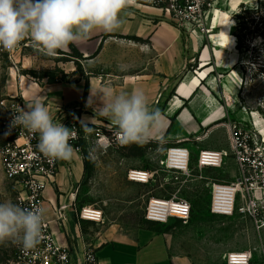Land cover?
<instances>
[{"label": "rangeland", "instance_id": "374dc122", "mask_svg": "<svg viewBox=\"0 0 264 264\" xmlns=\"http://www.w3.org/2000/svg\"><path fill=\"white\" fill-rule=\"evenodd\" d=\"M212 3L206 12V30L194 34L206 40L218 33L221 28L213 27L214 17L219 24H231L239 62L232 67L217 57L218 65L211 76L215 74L222 89L211 92L202 79L196 95L214 93L221 113L212 122L200 123V131L192 133L181 132L174 119L167 133L142 146L119 143L114 135L116 129L108 124H82L80 147L86 153L90 168L76 192V207L79 214L88 207L101 212L99 220H84L83 227L95 241H103L130 235L145 225L149 199L177 193L190 201L191 217L188 222L172 218L161 226L176 264H230L227 256L231 252H252L248 264H264V225L258 227L242 213L223 216L210 212L212 183L232 181L236 175L233 157H226L218 166H198L201 149L229 148L230 127L235 121L238 124L242 120L250 121L264 136V0H240L233 9L232 0H212ZM215 9L219 12H214ZM222 29L221 32L225 31ZM228 37L222 33L219 41L226 42ZM23 42L13 59L1 54L6 67H20L39 81L49 77L71 81L85 75L88 60L75 56L70 47L58 50L52 57L34 48L29 38ZM98 70L92 67L94 73ZM186 106L194 111L195 107L189 103ZM199 108L195 109L197 113ZM172 143L190 148L189 172L177 174L163 164L166 149ZM132 170L148 171L151 177L148 181L133 180L129 176ZM16 195V189L5 178L3 170L0 171V202L17 203ZM16 253V244H0V264H14Z\"/></svg>", "mask_w": 264, "mask_h": 264}, {"label": "crops", "instance_id": "0c3cea01", "mask_svg": "<svg viewBox=\"0 0 264 264\" xmlns=\"http://www.w3.org/2000/svg\"><path fill=\"white\" fill-rule=\"evenodd\" d=\"M123 18L126 22L119 29L110 33L97 30L89 40L75 45L88 60V67L85 75L71 81H39L20 67H6L0 54V97L21 94L25 110V104L39 98L54 121L66 127L77 120L82 124L110 125L104 117L96 116L95 109L102 106L99 93L139 89L147 96L149 106L162 113V128L154 137L167 133L174 119L181 132L191 133L200 131V123L216 120L221 109L214 93L222 85L211 74L216 71L217 57L232 67L239 62L231 24H219L213 19L214 28L228 29H220L203 40L194 32L184 33L157 7L133 3ZM222 33L234 40L228 37L226 42L219 41ZM92 67L99 69L97 73ZM202 79L214 92L212 96L196 95ZM87 80L89 92L82 102ZM187 103L195 107L194 111ZM198 106L199 113L195 110ZM73 148L72 158L62 160L56 183L46 189L43 202L58 241L71 245L79 259L86 245L94 246L101 264H176L161 227L163 223L147 220L130 235L103 241L91 238L83 227L87 219L80 217L76 207V192L86 173L84 155L82 150ZM1 168L0 163V171ZM65 204L64 218L55 219L53 206Z\"/></svg>", "mask_w": 264, "mask_h": 264}, {"label": "built area", "instance_id": "2783aa9c", "mask_svg": "<svg viewBox=\"0 0 264 264\" xmlns=\"http://www.w3.org/2000/svg\"><path fill=\"white\" fill-rule=\"evenodd\" d=\"M134 3L160 8L184 33H199L205 31V19L212 0H134ZM8 51L0 48V54H6L13 59L18 48ZM23 107L21 94L0 97V163L5 178L16 189V201L23 207H43L45 192L49 186L56 183L62 160L49 159L41 154L36 147L38 137L26 129L12 126V118L17 108ZM235 121L230 127L229 148H203L198 155V166H218L224 159L232 156L236 163V175L232 181L213 182L210 189V212L217 215L232 216L242 213L249 216L258 227L264 225V136L250 121ZM68 128L75 132V138L69 143L76 145L81 137L77 121L70 122ZM117 139V138H116ZM163 164L177 174L189 172L191 151L181 143H172L167 147ZM140 171V170H139ZM138 170L130 172L135 180L140 174ZM146 181L151 177L148 171ZM53 206L55 219L64 218L63 208ZM96 209L91 214H85L86 208L80 212L82 219H90L99 215ZM192 213L189 200L178 196L153 197L146 206L147 220L167 223L175 218L188 222ZM90 216V217H89ZM230 254V253H229ZM228 254V255H229ZM240 259L227 256L230 264L237 260L248 264L252 252H243ZM14 264H101L95 247L86 245L82 258L79 259L71 245H64L56 238L51 227V220L45 216L43 239L33 250L23 251L17 245Z\"/></svg>", "mask_w": 264, "mask_h": 264}, {"label": "clouds", "instance_id": "9594fccd", "mask_svg": "<svg viewBox=\"0 0 264 264\" xmlns=\"http://www.w3.org/2000/svg\"><path fill=\"white\" fill-rule=\"evenodd\" d=\"M134 0H0V48L11 51L29 38L34 48L47 56L86 42L97 31L119 29ZM101 107L95 109L111 127L119 143L144 145L162 128V113L149 106L142 90L99 93ZM26 109L14 111L12 126H20L38 137L36 147L49 159L69 160L74 153L69 141L75 132L54 121L39 98ZM47 209L23 207L11 200L0 202V244L12 243L23 251L35 249L43 239Z\"/></svg>", "mask_w": 264, "mask_h": 264}, {"label": "bare ground", "instance_id": "6f19581e", "mask_svg": "<svg viewBox=\"0 0 264 264\" xmlns=\"http://www.w3.org/2000/svg\"><path fill=\"white\" fill-rule=\"evenodd\" d=\"M240 2V0H232V5H231V7H232V9L238 4ZM214 12H216V13H218L219 12V10H217V9H215V11ZM229 12V11H228ZM219 15V14H218ZM214 19L215 20H217L218 18L217 17H214ZM228 23V22H227ZM227 29H228V27H226ZM225 28V29H226ZM232 41L234 40V37L233 36H230L229 37ZM234 51H237L235 48H234ZM233 60V59H232ZM139 171V170H138ZM139 173L140 174H137L138 175V177L135 179V180H137V181H146V173L144 172V171H139ZM91 209L92 208H86V212H85V214H91L90 213V211H91ZM97 213H100L99 211H96ZM90 217V216H89ZM90 219H94V220H99L100 218H99V215L98 216H96V217H91ZM230 256H231V258H234V259H240L238 256H241V255H244L243 254V252H231L230 254H229ZM228 255V256H229ZM242 262L243 261H239V260H237V261H235L234 263L235 264H242Z\"/></svg>", "mask_w": 264, "mask_h": 264}, {"label": "trees", "instance_id": "16d2710c", "mask_svg": "<svg viewBox=\"0 0 264 264\" xmlns=\"http://www.w3.org/2000/svg\"><path fill=\"white\" fill-rule=\"evenodd\" d=\"M69 47L73 50L75 56H77V57H84L83 54H82V53L78 50V48L75 46V44H74V45H70ZM48 81H49V82H54V81H57V80H56L55 78H51V77H49V78H48ZM88 92H89V82H88V80H87V81H86V84H85V89H84V94H83L82 102H85V101H86V99H87V95H88ZM77 124H78L79 126L82 125V123H80L79 120H77ZM89 125H92V124H89ZM76 145L80 146V141H79L78 143H76ZM82 152H83V155H84L85 172H86V171H88L89 168H90V162H89V160H88V158H87V156H86L85 151L82 150Z\"/></svg>", "mask_w": 264, "mask_h": 264}]
</instances>
